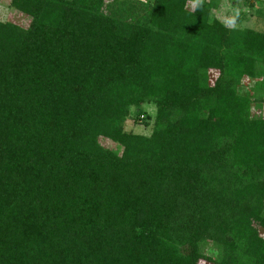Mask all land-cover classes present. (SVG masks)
I'll return each mask as SVG.
<instances>
[{"label":"trees","instance_id":"trees-1","mask_svg":"<svg viewBox=\"0 0 264 264\" xmlns=\"http://www.w3.org/2000/svg\"><path fill=\"white\" fill-rule=\"evenodd\" d=\"M217 2L10 0L0 264H264V28Z\"/></svg>","mask_w":264,"mask_h":264},{"label":"rangeland","instance_id":"rangeland-1","mask_svg":"<svg viewBox=\"0 0 264 264\" xmlns=\"http://www.w3.org/2000/svg\"><path fill=\"white\" fill-rule=\"evenodd\" d=\"M263 0H218L217 8L210 11V19L216 18L225 25L232 28H252L261 31L264 28V3ZM0 20H11L23 26L29 22L28 16L17 11L11 4L10 0H0ZM254 78L244 76L240 80V88L242 92L253 95H262L264 100V92L256 93L254 91ZM144 111L150 116V125L144 126L134 120L131 107V114L124 121V130L126 132H134L138 134L148 135L151 131V125L155 114V106L145 103L142 105ZM259 112L257 108H253V113ZM260 114L264 115V101L260 108ZM100 143L108 148H116L115 143L108 139H100ZM209 245H206L205 251L208 252ZM200 264H203L200 263Z\"/></svg>","mask_w":264,"mask_h":264}]
</instances>
